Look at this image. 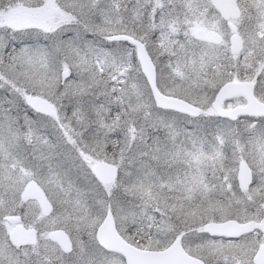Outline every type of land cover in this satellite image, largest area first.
<instances>
[{
    "label": "snow or ice",
    "instance_id": "6c2138e0",
    "mask_svg": "<svg viewBox=\"0 0 264 264\" xmlns=\"http://www.w3.org/2000/svg\"><path fill=\"white\" fill-rule=\"evenodd\" d=\"M0 264H264V0H0Z\"/></svg>",
    "mask_w": 264,
    "mask_h": 264
}]
</instances>
